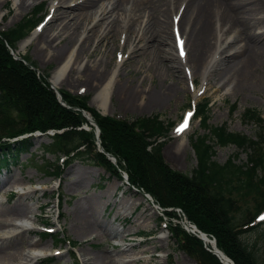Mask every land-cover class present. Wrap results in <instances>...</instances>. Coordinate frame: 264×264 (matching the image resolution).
Segmentation results:
<instances>
[{
	"label": "rangeland",
	"instance_id": "374dc122",
	"mask_svg": "<svg viewBox=\"0 0 264 264\" xmlns=\"http://www.w3.org/2000/svg\"><path fill=\"white\" fill-rule=\"evenodd\" d=\"M22 1L5 0L2 2L0 0V32L12 27L21 19L29 17L36 7L41 8L37 15L38 26L24 38L25 40L34 34L29 41L30 43L24 49L18 50L19 44L23 41L21 40L16 45L15 50L10 51L8 54L14 60H18V56L28 57L29 61L34 64V68L30 67V70L34 72L38 80L42 78L43 74H47L45 83L60 108L71 109L73 112L80 110L82 120L87 124L79 125L76 130L88 134V137H84V142L89 149L95 147L94 150L100 152L98 145L101 150V145L109 149L111 153L107 154L115 162L108 157H104L118 174L119 179L108 174L101 167L80 159L69 161V158H67L68 160L65 158L66 164L65 162L61 164L60 160L57 162L56 166L59 167V170L55 175L52 169H49L52 164L55 165L53 163L54 155L45 153L42 151L43 149L41 150L42 147L49 145L50 140L40 132L33 133L29 137L30 147L25 152L16 155L10 154L7 160L0 162V212L5 211L7 207L18 202L23 193L30 192L32 194L25 200L27 208L25 207V210L19 213L20 215L18 213L17 215L8 214L3 217L6 213H0V221H2L0 235L12 233L14 230L12 224L15 221L23 220L25 228L28 229L26 234L28 241L38 242L35 247L22 244V246L18 247L22 259L20 257H12L9 260L12 262L2 264H82L83 257L84 259L92 258L98 254L108 256L112 264H114L112 260L118 261L125 255L141 257L134 264H209L206 252L211 251V245H204L201 242V249L194 243V236L187 231L188 226L205 234L210 242L215 239L214 236L198 230L195 226L196 224L188 220L183 211L177 207L178 203L161 207L158 205L159 201L153 199V194L157 192L156 185H158L162 186V192L170 191L172 198L174 197L177 200L178 197L173 194V191L175 188L181 189V186L177 184L173 176H176L175 174H187L195 167L196 160L189 140L192 135L200 136L204 131L201 129L198 119L194 118V111L190 110L191 105L207 100L209 104V119L207 123L209 126L225 125L230 132L240 133L253 138L258 131L257 125L243 122L240 115L246 109H253L260 114L261 120L264 121V67L261 73H257L255 84H252L251 90L243 94L235 95L231 90L215 87L214 79L211 82V88H207L204 91L201 88L206 83V76L203 75L205 71H202L200 75L198 74L194 78L193 85L188 80L183 79L182 74L179 73L175 76L180 78V82L183 85L182 89L177 86L176 83H179V81L175 76H172V78L169 76L164 81H160L158 78L152 79V84H156L157 87L163 85L174 88V92L160 106H139L138 102L132 107H127L121 104L116 94L111 93L105 109H103L96 102L97 92L94 86L85 85L80 80L76 81L74 70L78 63L72 66V74L70 73L69 70L73 60H71L68 65L69 68L65 70L63 76L59 79L58 89L55 90L50 84V78L59 66L58 61L50 60L54 46L49 49L50 53L48 52L47 55H45L43 50L38 54L37 52L41 46L38 45V40L35 37L44 30V41L53 40L52 36L49 37V35L55 31L61 20L58 19L56 22L50 20L54 10L52 3L57 0H36L33 3L29 1L27 4H21ZM167 1L163 0V3ZM259 1L264 6V0ZM65 7L67 6H63V8ZM128 7L129 5L126 6L127 9ZM87 23L85 22V25ZM91 26L92 23L89 22L87 27L90 28ZM94 29L97 30V26ZM84 34L82 35L84 36ZM125 40L126 36L124 34L117 33L114 39L115 50L112 47L108 51L109 54L106 58L107 65L110 64L108 69L112 71L114 69L118 70L120 74L119 79L117 78L114 84L132 85L138 90H146L149 88L150 82L144 78L145 76L137 68L141 56L130 55L131 46L128 44V46L123 48ZM80 41L81 38H78V41L76 40L73 54L77 50ZM56 42L54 41L53 44ZM106 44L101 43L98 45L97 50L90 58H88V54L94 49L95 43L93 42L89 46L84 45L86 55L79 58L81 67L88 62L91 63L96 59H100L104 50L109 48ZM232 44L238 45V42L235 41ZM170 46L173 49V38H171ZM121 49H123L122 54H120ZM120 60L121 64L117 65ZM164 65L167 66L169 64L164 63ZM67 76H70L71 83L65 80ZM141 80L144 81L140 86ZM0 91L4 93L8 91V95L11 92L2 83L0 84ZM56 92L59 97L56 96ZM11 93H16L19 96L15 91ZM71 100L76 106L82 105L81 101H85L83 110L67 105V102ZM62 104L63 106H61ZM187 111L191 113L189 127L182 133H176L180 118ZM88 117L94 119V121L92 119L93 124L87 122L86 118ZM153 117H158L164 124L169 125L167 137L158 140L156 143H159L158 162H160L162 170L168 173L169 183L173 186L170 187V190H167L161 183L164 176L159 177L160 181L154 175H145V178L151 184L149 187H140L138 178L140 174L132 176L131 166H126L123 163L124 155L121 149L119 153H116L114 146L113 148L111 147L112 139L114 141L115 138L113 133L114 125L128 124L129 122L131 124L125 126L127 130H130L137 138H141L145 121ZM99 126H105L106 133L102 134ZM66 129L63 127L59 131L48 130L45 134L52 135L54 132H59L60 134L61 131ZM91 137H93L92 140ZM104 137L106 141H104ZM141 145V148L148 154L150 151L149 145L143 146L142 143ZM116 146H119V144L116 143ZM176 149H179L178 152H176ZM249 156L253 161L258 160L260 163L258 172L264 174V144L258 145L254 154L250 151H237L233 146L217 147L215 148L213 160L219 165L224 164L228 159L233 160L235 165H246L250 163L248 162ZM128 173H130L134 185L125 180ZM147 191L150 192L151 196ZM156 197L158 198V194ZM183 198H179L183 201L180 202L183 203L184 207L187 206L189 211H193V218L201 220L202 226L213 227L214 214L213 216L212 214L209 215L208 210L210 209L214 213V208L207 206L205 203L206 205H203L202 209L194 199L189 202L188 199ZM244 203H246L247 218L252 221L250 225L254 226L258 222L259 216L264 215V203L256 195L252 198L248 197L246 200H238L241 209H243ZM82 213L96 220L95 232L77 234L73 230L76 214ZM110 227L118 235L100 238L99 233ZM259 229H261V226L256 228L258 231ZM193 234L197 235L196 232H193ZM246 238L254 240L252 236H247ZM30 248H35V251H39L40 258L26 263L31 257L32 250ZM124 249L127 251H122ZM12 250H4L6 255L3 254V256L5 258L12 256ZM53 254L55 255L52 261L46 262L43 259L45 256ZM234 256L241 260L242 264H245L240 251H236Z\"/></svg>",
	"mask_w": 264,
	"mask_h": 264
},
{
	"label": "bare ground",
	"instance_id": "6f19581e",
	"mask_svg": "<svg viewBox=\"0 0 264 264\" xmlns=\"http://www.w3.org/2000/svg\"><path fill=\"white\" fill-rule=\"evenodd\" d=\"M29 1L33 3L36 0H23L21 4ZM52 4L54 10L50 20H61L57 25L59 29L56 27L49 37L52 36V41L57 42L53 44L52 41H44V30L35 37L41 46L38 54L43 50L47 55L54 46L50 60L58 61L59 66L52 74L50 84L55 90L58 89L59 79L73 60L70 73L72 66L78 63L74 70L76 81L94 86L97 92L96 102L103 109L111 93L116 94L121 104L127 107L138 102L139 106H160L174 92V88L163 85L157 87L152 84V79L164 81L165 78H172L179 73L193 85L194 78L205 71L203 75L206 76V83L201 88L204 91L211 88L214 79L215 87L231 90L235 95L243 94L251 90L257 73H261L264 67V6L259 0H168L166 3L163 0H57ZM65 5L67 7L63 8ZM85 22L92 23V26L88 28V23L85 25ZM61 23L63 24L60 26ZM96 26L97 30L94 29ZM117 33L126 36L123 48L129 44L130 55L141 56L137 68L150 82L146 90H138L132 85L114 84L120 74L118 70L108 69L110 64L107 65L106 58L112 47L115 50L114 39ZM178 36L183 42V56L175 49ZM31 37L23 39L19 44V51L30 43ZM78 38L81 41L73 54ZM171 38L173 49L170 46ZM235 41L238 45L232 44ZM93 42L95 46L88 58L101 43H107L109 48L104 50L101 55L103 58L81 67L79 58L86 55L84 45L89 46ZM122 53L123 49L120 51ZM119 64L121 60L117 65ZM175 77L179 81L177 86L182 89L180 78ZM65 80L71 83L70 76ZM143 81L141 80L140 86ZM31 195L30 192L23 193L18 202L1 211L6 213L3 217L8 214L20 215L27 208L25 200ZM73 223V230L77 234L95 232L96 220L85 213L76 214ZM1 224L2 221L0 229ZM101 232L100 238L118 235L111 227ZM188 232L193 234V229L189 226ZM27 233L28 229L21 227L14 229L12 233L0 235V264L12 262L9 261L12 257L19 258L21 253L18 247L22 244L32 247L37 245L38 241H28ZM201 239L204 245H213L206 237ZM7 249H13V255L5 258L3 254L6 255L4 250ZM31 250L35 251V248ZM140 258L136 255H125L118 261H112L114 264H134ZM31 260L33 257H29L26 263ZM82 264L112 263L105 254H98L92 258L83 257Z\"/></svg>",
	"mask_w": 264,
	"mask_h": 264
},
{
	"label": "trees",
	"instance_id": "16d2710c",
	"mask_svg": "<svg viewBox=\"0 0 264 264\" xmlns=\"http://www.w3.org/2000/svg\"><path fill=\"white\" fill-rule=\"evenodd\" d=\"M40 10V7L34 8L29 17L21 19L12 27L0 32V84H4L9 91L19 94L18 96L16 93L9 92L8 95V91L5 93L0 91V162L7 160L10 154L16 155L25 152L30 147L29 137H19L40 132L50 140L49 145L42 147L41 150L54 155L53 163L55 165L52 164V167L48 168L52 169L55 175L59 170V167L56 166L57 159L63 156L66 159L69 158V161L80 159L101 167L108 174L119 179L118 174L106 161L104 155L95 151V147L88 148L84 142V137H88V134L76 130L79 125L86 123L82 120L80 110L73 112L71 109L60 108L45 83L47 74H43L42 78L38 80L34 72L30 70V67L34 68V64L29 61L28 57L18 56L19 59L14 60L8 54L10 51H14L16 45L36 26ZM81 103L82 105L76 106L71 100L67 102V105L83 110L85 101H81ZM208 111L207 100L197 104L195 108L194 118L198 119L204 133L200 136L194 134L189 140L196 160L195 167L187 174L173 176L177 184L181 186V189L175 188L173 191V194L178 197L177 200L172 198L170 191L162 192V186L158 185H156L157 192H154L153 199L159 201L158 205L161 207L178 203L177 207L183 211L188 220L196 224L198 230L214 236L216 248L222 254L224 253V256L229 258L233 264H242L241 260L234 256L236 251H240L245 264H264V222L254 226L250 225L252 221L247 218L246 203H244L243 209L238 204V200H246L255 195L264 203V174L258 172L260 163L257 159L251 160V154L248 157L250 163L246 165H235L231 159L219 165L213 160L217 147L233 146L237 151H250L254 154L256 147L264 144V121L261 120L260 114L253 109H246L242 112L240 116L243 122L257 125L258 131L252 138L230 132L225 125L209 126L207 123ZM128 124L131 123L128 122ZM128 124L113 126L115 127L113 129L115 144L112 139L111 147L114 146L116 153H119L121 149L124 155L123 163L126 166H131L132 176L140 174L138 177L140 187H149L151 182L145 178V175H154L158 179L164 176V179L162 181L160 179V181L167 190H170L172 185L169 183L168 173L162 170V166L158 162L159 143H156L167 137L169 125L164 124L158 117L150 118L145 121L142 127L141 138H137L125 127ZM63 127L67 129L61 131L60 134L59 132H54L50 136L45 134L48 130L59 131ZM104 127L99 126L102 134L107 131ZM92 139L93 137H91ZM104 141H106L105 137ZM116 143L119 146H116ZM141 143L143 146L149 145L148 154L141 148ZM101 147L104 152L111 153L108 148L102 145ZM126 180L134 185L130 173ZM147 193L150 195L149 191ZM183 197L189 202L194 199L202 209V206L206 204L214 208V213L210 209L208 210L209 215L213 216L214 214L213 227L202 226L201 220L193 218V211H189L187 206L184 207L180 202L182 200L179 198L184 199ZM259 226L261 229L258 231L256 228ZM45 236L48 237L46 234ZM247 236H252L254 240H248ZM193 240L202 249L201 241L195 237ZM206 253L209 264H220L211 253Z\"/></svg>",
	"mask_w": 264,
	"mask_h": 264
},
{
	"label": "water",
	"instance_id": "95a60500",
	"mask_svg": "<svg viewBox=\"0 0 264 264\" xmlns=\"http://www.w3.org/2000/svg\"><path fill=\"white\" fill-rule=\"evenodd\" d=\"M56 96H58L57 92H56ZM58 97H59V96H58ZM61 106H63V104H62ZM65 108H67V107H65ZM86 120H87V122H88L89 124H93L92 120H90V119H88V118H86ZM98 147H99L101 153H103L106 157L110 158L111 161L115 162L114 159H113L111 156H109L108 154L104 153V152L101 150V148H100L99 145H98ZM195 237H197L199 240L202 241L201 237H205V236H204V234H200V233L198 232V235H196ZM202 242H203V241H202ZM212 243H213V242H212ZM209 252H210V253H211V254H212V255H213V256L219 261L220 264H232V262H231L230 260H228L225 256L222 255V253H220V252L215 248L214 243H213V245L211 246V251H209Z\"/></svg>",
	"mask_w": 264,
	"mask_h": 264
},
{
	"label": "snow or ice",
	"instance_id": "6c2138e0",
	"mask_svg": "<svg viewBox=\"0 0 264 264\" xmlns=\"http://www.w3.org/2000/svg\"><path fill=\"white\" fill-rule=\"evenodd\" d=\"M177 41H178V44H180L181 46V51H180V55L183 56L184 55V51H183V42L179 39V36L177 37ZM189 117L191 116V113L188 114ZM188 126V118L186 117L184 119V122L181 124V126L177 129V132L180 133L182 131H184ZM261 220H264V216L260 217Z\"/></svg>",
	"mask_w": 264,
	"mask_h": 264
}]
</instances>
